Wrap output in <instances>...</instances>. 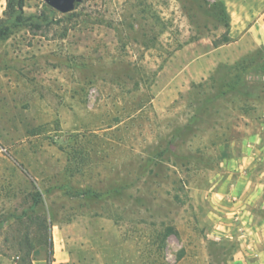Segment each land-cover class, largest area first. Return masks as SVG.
Wrapping results in <instances>:
<instances>
[{"label": "rangeland", "instance_id": "obj_1", "mask_svg": "<svg viewBox=\"0 0 264 264\" xmlns=\"http://www.w3.org/2000/svg\"><path fill=\"white\" fill-rule=\"evenodd\" d=\"M6 8L0 264L25 239L49 264L48 234L50 264H264V0Z\"/></svg>", "mask_w": 264, "mask_h": 264}, {"label": "trees", "instance_id": "obj_2", "mask_svg": "<svg viewBox=\"0 0 264 264\" xmlns=\"http://www.w3.org/2000/svg\"><path fill=\"white\" fill-rule=\"evenodd\" d=\"M7 2V8H6V15H7V22L11 25L14 26H29L33 27L36 29H40L46 26H49L52 24L53 21V15L54 11L52 9H46L45 12H42L40 14L36 15H31V16H26L24 14L23 8L25 4V0H6ZM214 8H216V12L218 13L217 15L223 17L224 19L227 20L226 26L228 27V15L226 14L225 8L222 3L216 1L214 4ZM6 22V21H5ZM2 23L1 30L3 27L4 23ZM229 42L225 41V44ZM200 86L201 88L203 87L202 84L197 85ZM36 200H35V205L39 204L41 194L36 193ZM46 224V222H45ZM47 227V224L45 225ZM48 234V233H47ZM47 240H46V260H49V264L51 262V255H52V240L50 234L47 235ZM46 247V246H45ZM11 252L14 254V256L17 258V261L15 264H33L34 258L31 257L32 253V245L29 243L27 239H25L19 247H16L11 250Z\"/></svg>", "mask_w": 264, "mask_h": 264}, {"label": "crops", "instance_id": "obj_3", "mask_svg": "<svg viewBox=\"0 0 264 264\" xmlns=\"http://www.w3.org/2000/svg\"><path fill=\"white\" fill-rule=\"evenodd\" d=\"M249 36V44L264 49V9L260 12L258 20L252 24L244 37Z\"/></svg>", "mask_w": 264, "mask_h": 264}, {"label": "water", "instance_id": "obj_4", "mask_svg": "<svg viewBox=\"0 0 264 264\" xmlns=\"http://www.w3.org/2000/svg\"><path fill=\"white\" fill-rule=\"evenodd\" d=\"M81 0H45V3L60 14H67L74 9L76 3Z\"/></svg>", "mask_w": 264, "mask_h": 264}]
</instances>
